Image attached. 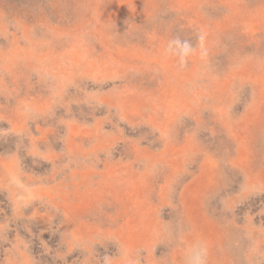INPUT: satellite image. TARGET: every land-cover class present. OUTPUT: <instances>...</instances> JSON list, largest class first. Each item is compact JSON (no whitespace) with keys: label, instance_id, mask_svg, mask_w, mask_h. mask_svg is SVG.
Listing matches in <instances>:
<instances>
[{"label":"rangeland","instance_id":"1","mask_svg":"<svg viewBox=\"0 0 264 264\" xmlns=\"http://www.w3.org/2000/svg\"><path fill=\"white\" fill-rule=\"evenodd\" d=\"M0 264H264V0H0Z\"/></svg>","mask_w":264,"mask_h":264}]
</instances>
